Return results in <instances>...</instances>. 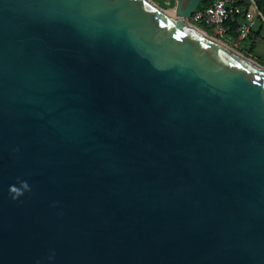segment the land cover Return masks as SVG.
<instances>
[{
  "label": "water",
  "instance_id": "water-1",
  "mask_svg": "<svg viewBox=\"0 0 264 264\" xmlns=\"http://www.w3.org/2000/svg\"><path fill=\"white\" fill-rule=\"evenodd\" d=\"M203 1L0 0V264H264V66Z\"/></svg>",
  "mask_w": 264,
  "mask_h": 264
},
{
  "label": "built area",
  "instance_id": "built-area-1",
  "mask_svg": "<svg viewBox=\"0 0 264 264\" xmlns=\"http://www.w3.org/2000/svg\"><path fill=\"white\" fill-rule=\"evenodd\" d=\"M244 1L248 4V7L256 11L257 18L264 23V14L259 11L255 0ZM237 4V0H214L211 5L205 8H198L192 14L190 22L196 27H198V25L205 26L211 31V36L214 38L216 37L219 41H225L231 45L233 44V47L237 49V46L249 37L255 27V21L247 18L249 13L248 9L245 11L244 7L241 8ZM234 13H242L244 17L237 30L238 40L236 42H233L227 37L228 28L226 26L227 21Z\"/></svg>",
  "mask_w": 264,
  "mask_h": 264
},
{
  "label": "rangeland",
  "instance_id": "rangeland-1",
  "mask_svg": "<svg viewBox=\"0 0 264 264\" xmlns=\"http://www.w3.org/2000/svg\"><path fill=\"white\" fill-rule=\"evenodd\" d=\"M151 2H153L155 5L157 6H160L162 8H173L174 6V2L175 0H149ZM166 1H170L171 2V5L169 6H166L165 5V2ZM164 3V5H163ZM246 9H248L249 13H248V16L247 18L249 20H254L255 21V27L253 29V32H259L260 35L259 37L256 39V43H255V46L252 50V54L250 55L253 59H255L256 61H258L259 63H261L260 65L264 66V23H262L258 18H257V13L256 11L253 9V8H250V7H245V11ZM245 14V13H244ZM246 15V14H245ZM244 18V17H243ZM202 30V29H201ZM203 31V30H202ZM213 37V36H212ZM255 37V36H254ZM214 38V37H213ZM216 38V37H215ZM222 42V41H221ZM224 44H226L230 49H233L235 50L236 52H239L240 54H242L244 56L243 53H241L239 50H250L251 48V41L250 39L244 41V42H241L238 46H237V49L233 47V44H229L225 41H223ZM250 58V59H252ZM252 59V60H253ZM254 60V61H255ZM255 61V62H256ZM257 62V63H258ZM258 63V64H259Z\"/></svg>",
  "mask_w": 264,
  "mask_h": 264
},
{
  "label": "trees",
  "instance_id": "trees-1",
  "mask_svg": "<svg viewBox=\"0 0 264 264\" xmlns=\"http://www.w3.org/2000/svg\"><path fill=\"white\" fill-rule=\"evenodd\" d=\"M213 1L214 0H204L199 8H205V7L209 6V5H211ZM237 2H238L237 5L240 6L241 8L244 7V9H245V7L248 6V4L244 0H237ZM255 2L257 4V7H258L259 11L264 14V0H255ZM163 5H164V3H163ZM242 20H243L242 13L241 14L234 13V14H232L231 18L227 21V24H226V26L228 28L227 37H229L233 42H236L238 40L237 30H238V27H239L240 22ZM189 21H191V17L189 18ZM198 27L200 29L206 31L210 36L212 35L211 31L208 28H206L205 26L198 25ZM259 35H260L259 32H253L252 31L250 33L249 37L246 39V40L250 39V41H251L250 50H244V51L239 50L241 53L244 54V56H246L248 58H252L250 55L252 54V50H253V48L255 46V43H256L255 41L259 37ZM253 60H255V59H253ZM256 62H258V61H256ZM259 64H261V63H259Z\"/></svg>",
  "mask_w": 264,
  "mask_h": 264
},
{
  "label": "clouds",
  "instance_id": "clouds-1",
  "mask_svg": "<svg viewBox=\"0 0 264 264\" xmlns=\"http://www.w3.org/2000/svg\"><path fill=\"white\" fill-rule=\"evenodd\" d=\"M16 151H19L17 149ZM18 185H10L9 186V193L12 196L13 200H18L20 197H22L25 192L31 191L30 185L26 181H19Z\"/></svg>",
  "mask_w": 264,
  "mask_h": 264
},
{
  "label": "bare ground",
  "instance_id": "bare-ground-1",
  "mask_svg": "<svg viewBox=\"0 0 264 264\" xmlns=\"http://www.w3.org/2000/svg\"><path fill=\"white\" fill-rule=\"evenodd\" d=\"M170 13L173 14V15H176V13H177V9H175V10H171ZM196 30H197V29H196ZM199 32H200L202 35H204L205 37L211 39L212 41H214V42H216V43H218V44H220L221 46H223V47L227 48L228 50L234 52L235 54H237V55L240 57V55H239L235 50L230 49V48H229L226 44H224L223 42L219 41V40L216 39V38H213V37L209 36V35L206 34L204 31H200V30H199ZM247 61H249L250 63H252V64H254L255 66H257L252 60H248V59H247ZM257 67H258V66H257Z\"/></svg>",
  "mask_w": 264,
  "mask_h": 264
}]
</instances>
